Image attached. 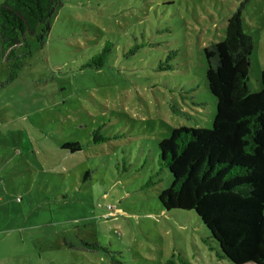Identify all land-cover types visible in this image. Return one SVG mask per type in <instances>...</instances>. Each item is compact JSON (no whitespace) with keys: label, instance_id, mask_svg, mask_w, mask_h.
Listing matches in <instances>:
<instances>
[{"label":"rangeland","instance_id":"1","mask_svg":"<svg viewBox=\"0 0 264 264\" xmlns=\"http://www.w3.org/2000/svg\"><path fill=\"white\" fill-rule=\"evenodd\" d=\"M240 6L259 92L264 0H64L48 34L16 48L12 82L0 49V264H231L194 212L161 207L172 177L157 147L172 128L212 127L203 49ZM107 42V66L84 69Z\"/></svg>","mask_w":264,"mask_h":264},{"label":"trees","instance_id":"2","mask_svg":"<svg viewBox=\"0 0 264 264\" xmlns=\"http://www.w3.org/2000/svg\"><path fill=\"white\" fill-rule=\"evenodd\" d=\"M63 4L64 0H3L0 4V49L7 62H14L8 82L18 77L21 67L16 48L27 44V36L41 41ZM243 9L240 6L228 18L224 39L203 49L208 90L216 99L212 127L172 128L158 143L160 171L167 170L172 177L158 194V202L167 212H194L220 259L264 264V68L261 90L251 92L253 38L243 29ZM112 47L107 42L83 68L103 70ZM93 136L95 143L110 140L97 132ZM61 149L74 154L83 145L65 143Z\"/></svg>","mask_w":264,"mask_h":264}]
</instances>
